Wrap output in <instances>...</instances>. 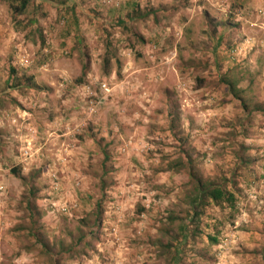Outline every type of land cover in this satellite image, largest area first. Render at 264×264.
<instances>
[{"label": "rangeland", "instance_id": "obj_1", "mask_svg": "<svg viewBox=\"0 0 264 264\" xmlns=\"http://www.w3.org/2000/svg\"><path fill=\"white\" fill-rule=\"evenodd\" d=\"M0 264H264V0H0Z\"/></svg>", "mask_w": 264, "mask_h": 264}, {"label": "trees", "instance_id": "obj_2", "mask_svg": "<svg viewBox=\"0 0 264 264\" xmlns=\"http://www.w3.org/2000/svg\"><path fill=\"white\" fill-rule=\"evenodd\" d=\"M28 3L29 0H8L9 7L13 10V14L15 15L22 14ZM134 6L136 7L134 12L140 15L139 12H142L141 9L138 8L137 4ZM141 15H143V13H141ZM144 15H148V12H145ZM130 17H132V15ZM13 172H16V170L13 169ZM192 181L194 183V192L192 191L193 194H191L190 207L194 213H198L199 208L203 206L204 200L209 199L216 204L222 202H230L231 204V201L234 199L233 193L225 187L195 177L192 178Z\"/></svg>", "mask_w": 264, "mask_h": 264}]
</instances>
